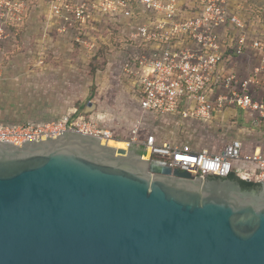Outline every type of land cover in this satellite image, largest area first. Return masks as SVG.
<instances>
[{"label": "water", "instance_id": "1", "mask_svg": "<svg viewBox=\"0 0 264 264\" xmlns=\"http://www.w3.org/2000/svg\"><path fill=\"white\" fill-rule=\"evenodd\" d=\"M258 184L72 130L0 142V264H264Z\"/></svg>", "mask_w": 264, "mask_h": 264}, {"label": "built area", "instance_id": "2", "mask_svg": "<svg viewBox=\"0 0 264 264\" xmlns=\"http://www.w3.org/2000/svg\"><path fill=\"white\" fill-rule=\"evenodd\" d=\"M61 2L55 15L64 17ZM77 2L63 6L73 9L69 12L81 25L92 20L94 12L123 19L121 72L133 82L142 114L131 140L150 154L149 159L195 178L225 179L235 173L247 182L264 181V145L246 152L243 140L234 138L213 152L197 147V138L186 133L213 128L211 123L238 109L249 115L247 121L264 138V37L253 34L252 17L246 20L239 6L228 0ZM240 64L244 75L237 70ZM144 117L167 122L173 132L184 128L183 138L160 139L154 132L141 138ZM67 130L113 139L110 129L92 118L65 116L52 122L0 123V142L19 145Z\"/></svg>", "mask_w": 264, "mask_h": 264}, {"label": "rangeland", "instance_id": "3", "mask_svg": "<svg viewBox=\"0 0 264 264\" xmlns=\"http://www.w3.org/2000/svg\"><path fill=\"white\" fill-rule=\"evenodd\" d=\"M68 1H74L71 2L74 5L77 1L87 4L89 0H62L59 4L71 6ZM228 1L232 6H239L246 20L252 17L253 34L264 37V0ZM53 2L0 0V72L10 70L17 74L26 71L22 76H10L11 82L4 74L0 75V81L4 82L0 83V107L23 104L25 100L6 98L14 92L33 93L37 90L38 93L40 90L41 98L45 96L40 102H43L41 105L47 116L49 113L57 116L55 111L58 109V118L45 122L57 121L63 116L92 118L99 126L110 129L113 140L141 148L131 140L132 130L142 117L139 96L133 82L121 72L123 19L116 17L119 14L111 18L94 12L92 20L81 25L69 12L73 10L71 7L66 9L62 5L61 15L64 17L55 15L58 0ZM237 70L240 75L245 74L241 64ZM240 111H228L218 118V123H211L213 128L203 126L192 132L186 130L188 138L196 137L197 147L213 152L223 150L225 144L234 138L248 140L249 144L262 139L259 129L239 126L236 118ZM244 116L245 120L249 119L248 114ZM142 123L141 138L154 132L160 135V139H182L185 133L184 128V132H173L172 128L166 127L167 122L164 124L150 118L144 117Z\"/></svg>", "mask_w": 264, "mask_h": 264}, {"label": "crops", "instance_id": "4", "mask_svg": "<svg viewBox=\"0 0 264 264\" xmlns=\"http://www.w3.org/2000/svg\"><path fill=\"white\" fill-rule=\"evenodd\" d=\"M25 73H26V71H22V72H17V74H14V72L11 73L10 70H7L5 72H3V71L0 72V75L4 74L5 75L4 77H6V79L8 78V80L10 81L11 80V78H9L10 76H14V75L22 76V75H25ZM29 73H31V72L29 71ZM27 81H29V80H27ZM27 81H25V84L27 83ZM0 83H4L3 80H1ZM13 83H15V82H13ZM37 83L39 85H41V82L37 81ZM30 85L33 86L31 83H30ZM35 87L39 88V86H34V88ZM36 92H37V90H34L33 93H32V91H30V92H22V91H20V92H14V93L8 95L6 97L7 99H14V100L22 99V100H25V101L23 102V104H18V103L12 104L11 103L12 106H9L7 108L0 107V122L1 121H5V122H9V123H17V122H21V123H27V122L40 123V122H45L46 120L47 121L52 120L53 117H57L58 118V109L55 111V114L57 116H53L54 114H51L49 112H47V113H49L51 116H49V114L47 116L46 110L42 106L43 104L41 105V103H43V102H40V98H41V94L42 93L40 92V90H38V93H36ZM52 95H54V94H52ZM54 97H56V96L54 95ZM26 99H28V100H26ZM29 99H32L34 101H29ZM41 99H45V96L42 97ZM232 111H235V110H232ZM50 117H52V118H50ZM54 120H55V118H54ZM247 141L248 140H245V141L243 140L246 152H251L255 148H258V147L264 145V138H262V139L260 138L258 140H253L254 142H251L250 144ZM248 144H249V146H248Z\"/></svg>", "mask_w": 264, "mask_h": 264}, {"label": "trees", "instance_id": "5", "mask_svg": "<svg viewBox=\"0 0 264 264\" xmlns=\"http://www.w3.org/2000/svg\"><path fill=\"white\" fill-rule=\"evenodd\" d=\"M236 120L239 123V126H241V127H247L249 129H253L255 127L252 122L245 120V116H244L242 111L239 112ZM0 123L1 124H20L21 122L9 123V122H5V121H1ZM145 155H146V157L153 159L150 156V154L145 153ZM210 178H215V177H210ZM228 178H230L232 180H237L241 184V186L244 190H251V189L259 190V188H260V185L258 183L247 182V181L241 180L235 173L231 174Z\"/></svg>", "mask_w": 264, "mask_h": 264}, {"label": "bare ground", "instance_id": "6", "mask_svg": "<svg viewBox=\"0 0 264 264\" xmlns=\"http://www.w3.org/2000/svg\"><path fill=\"white\" fill-rule=\"evenodd\" d=\"M109 141H111V142H116V143H121L122 145L126 146L127 148H128V146H129L128 142H127V143L117 142V141H115V140H113V139H111V140H109Z\"/></svg>", "mask_w": 264, "mask_h": 264}]
</instances>
